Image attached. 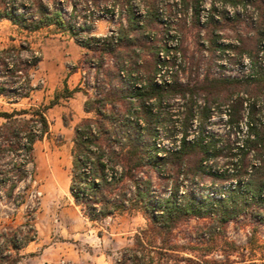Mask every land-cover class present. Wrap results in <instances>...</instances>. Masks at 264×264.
I'll return each instance as SVG.
<instances>
[{"label":"trees","instance_id":"16d2710c","mask_svg":"<svg viewBox=\"0 0 264 264\" xmlns=\"http://www.w3.org/2000/svg\"><path fill=\"white\" fill-rule=\"evenodd\" d=\"M188 1L192 24L197 25L201 0ZM141 2L147 19L142 25H138L133 13L132 0H0V21H8L25 33L52 27L56 32L68 33L81 47L101 43L93 51L110 55L114 52L108 43L110 39L92 36L91 31L96 21L107 13H125L126 27L119 23L118 38L127 49L123 57L130 62L129 75L140 72L134 50L141 48L144 32L157 23L156 0ZM217 2L232 9L249 8L254 16L239 13L230 16L228 11L220 14L215 7ZM210 3L205 16L207 25L220 18L225 22L253 24L257 37L254 51L246 49L241 39L237 40V46L229 43L220 48L229 54L245 53L242 57L247 63L246 72L241 77L206 78L192 90L178 85L175 78L171 84L156 86L152 82L153 73L145 69L147 79L141 89L109 93L103 102L88 99L85 112L93 111L101 119H85L74 128L69 191L75 204L84 207L93 222L125 213H140L146 221L145 228L134 236L133 246L121 251L116 264H264V243L260 239L264 238V0H211ZM81 5L88 15H83L82 27H76L77 18H82L76 14ZM64 8H70L72 13L68 20L63 17ZM80 33L87 35L84 42L78 38ZM155 53L156 47L154 57ZM41 61V53L27 41L0 48V100L10 108L0 110V195L6 199H11L17 188L30 178L28 168L33 165L34 145L49 134L47 110L57 105L60 98L67 99L78 92L75 89L55 95L47 105L17 108L30 100L36 90L33 78ZM196 91L209 96L220 93L227 103L224 136L206 131L213 109L191 102ZM125 92L136 98L137 110L131 115L139 119L118 124L116 128L94 105L123 102ZM173 96L190 99L189 104L182 105L184 118L180 122L169 121L171 132H175L177 124L182 135L173 139L172 148L167 150L157 147L156 128L163 125L159 121L163 100ZM151 99L156 102L155 114L145 107V102ZM168 114L171 118L175 116ZM139 121H143V126ZM193 126L196 136L188 139L187 132ZM82 159L90 162V182L80 171ZM217 160L221 163L216 170L207 165ZM153 175L158 180L155 186ZM204 177L221 185L215 194L195 193ZM158 188L168 189V195H157ZM193 219L204 222L199 238L194 245L177 243L175 230ZM230 223L249 227L245 246L226 237ZM33 233L29 222L0 230V264H21L19 252L33 241ZM220 243L223 261H200L190 255L193 246H204L205 252H210ZM55 264L76 263L61 260Z\"/></svg>","mask_w":264,"mask_h":264},{"label":"rangeland","instance_id":"374dc122","mask_svg":"<svg viewBox=\"0 0 264 264\" xmlns=\"http://www.w3.org/2000/svg\"><path fill=\"white\" fill-rule=\"evenodd\" d=\"M210 1L201 0L200 18L196 25L192 24L191 21V9L188 0H183V2L181 0H156V7L160 6L162 10L161 17L165 16L168 19L170 31H173L177 36L180 75H177L176 82L186 89L197 88L206 78L241 77L243 72H246L244 65L247 63L243 61L242 57H245V53L244 55L239 52L229 54V51L225 52L220 48L229 43L237 46L239 39L243 40L244 47L251 51H254L257 44L256 32L251 22H248L249 24L247 22L236 24L233 20L225 22L220 18L216 23L207 25L205 16L211 7ZM132 5L144 9V18L137 19V21L138 25H140L139 23L145 24L147 20L146 8L141 0H132ZM215 7L220 14L228 11L230 16L234 13L248 17L254 16L251 9H244L241 6L232 9L229 6H221L217 2ZM62 14L68 20L72 13L70 8H64ZM76 14L82 17L77 18L76 27L78 25L82 27L84 24L83 15H88L87 11L81 5L77 8ZM125 18V13L118 11L113 15L107 13L103 19L96 21L91 31V35L95 37L106 35L110 30L116 32L117 43L110 44V48L114 51L112 54L102 55L99 51L95 52L93 51L94 47L100 46L89 44L88 47L79 46L81 54L76 60V48L73 45V48L68 47L66 44L69 40L74 42L68 33L56 32L52 27L34 33H25L8 21H0V48L13 44L17 45L20 41H27L32 48L38 50L42 55V61L33 78V85L36 90L32 93L30 100L24 101L17 108L41 103L47 105L55 95H64L65 91L69 92L66 82L73 73H76L77 76L74 81H69L68 87L83 92L86 95L85 102L88 99L103 102L107 94L115 91L121 93L123 91L124 94L127 86L118 76L117 67L127 60L123 57L127 49L124 44H120L118 38L119 23L122 24V27H126ZM160 25L156 23L154 28L145 31L143 40L140 42L141 48L137 47L134 50L135 52L138 51L137 55L134 53L138 57L132 59L139 62L141 68L139 78L141 80L147 79L145 69L154 74V49L159 44ZM86 37L87 35L84 33H80L78 36L83 42ZM91 63L96 64L94 74L91 75V71L89 73L92 78L90 82L94 83L92 90L85 84L82 86L78 74L79 69L88 70ZM128 64L130 66L129 61ZM95 91L98 97L92 98ZM48 97H52V99L45 101ZM127 97L128 93L125 92L123 102L106 101L104 105L96 103L94 107L99 108L100 115L111 119L112 125H116L117 128L118 124L134 121L138 118L135 114L134 116L131 115L133 105L129 103ZM189 99V96H185L184 100L181 96H173L163 100L159 112V121L163 125H158L157 128L159 134L164 136L163 144L166 147L173 145V139L181 138L182 134L179 132L177 124L175 132H171L172 127L169 126L172 125L169 121L173 119L180 122L184 118L182 105L189 104ZM65 100L60 98L56 107H52L54 110L47 116L49 134L34 145L33 165L28 168L30 173L28 181L17 188L11 199H6L0 195V230L7 226L18 227L25 222L33 225V241L19 252L21 264H55L61 260L76 264H116L121 251L133 246L134 236L145 228L146 221L140 213H125L93 222L88 219L86 209L75 204L69 191L73 172L71 152L74 130L69 134L63 129L73 118L71 109L64 104ZM191 102L201 107L205 104L213 109L209 123L206 125V131L215 136H224L227 131L225 125L227 103L222 99V95L217 93L209 96L205 92L196 91ZM86 107L89 108L90 106ZM9 109V106L0 100V110ZM88 113L90 120L101 119L93 111ZM168 113H174L175 116L171 118ZM51 117L54 120L58 118L57 125L50 120ZM142 123L143 121L141 126H143ZM241 129L244 131L243 126ZM62 130L63 132H61ZM171 135L174 137H170ZM194 136H196V132L193 126L188 130L187 137L191 139ZM220 163V160H217L208 162L207 165L216 170ZM157 181L153 175L152 185L155 186ZM186 185L189 186V184ZM206 187L210 190H205ZM219 187L221 185L218 182H214L209 177H204L202 183H199L195 189V193L197 195L215 194V190ZM158 189L160 191H156L157 195H168V189ZM203 223L193 219L179 225L174 232L177 243L189 242L194 245L202 233ZM248 232L249 227L230 223L225 230V235L229 240L235 241L243 247L246 245ZM260 239L264 243V238L260 237ZM193 247L190 255L194 259L200 261L206 259L209 262L212 260L223 261L224 259L221 243L210 252H205L204 246Z\"/></svg>","mask_w":264,"mask_h":264},{"label":"built area","instance_id":"2783aa9c","mask_svg":"<svg viewBox=\"0 0 264 264\" xmlns=\"http://www.w3.org/2000/svg\"><path fill=\"white\" fill-rule=\"evenodd\" d=\"M133 13L137 19H142L145 16L144 9H141L139 6H133ZM157 8V7H156ZM161 7L159 6L157 8V23L161 24V35L158 37L159 44L156 45V53L154 57V74H153V83L156 86H163L167 84H171L173 79L177 81V75H180V69L178 64H180V58L178 54V39L176 34L173 31H170L169 25H168V19L164 16L161 17ZM141 25V23H139ZM102 39H110L108 43L115 44L117 43V34L114 30H110L106 35H102ZM101 44V43H100ZM100 44H96L97 46H100ZM135 54H138V51L135 52ZM137 65L139 66V62L137 61ZM128 61L125 60L121 63L120 69L118 73V76L120 79L126 84L127 89L132 93L136 91V89H141L144 86V81L139 78L141 75L140 72L138 73H131L128 75V69H129ZM96 69V64L91 63L90 68L88 70H78V74L80 75V80L82 86L85 84L87 85L91 90L94 87V83L90 82L92 80L90 76L94 74V71ZM130 76V77H129ZM130 78L136 79L135 81H131ZM139 79V80H137ZM98 95L96 94V91L93 92L92 98H97ZM135 97L132 96L130 93L128 94L127 100H129V103L132 106L131 110L132 113L137 110L135 105ZM145 107L152 113L155 114L157 112V106L154 99L148 100L145 102ZM139 124L141 125V121H139ZM156 139L155 142L157 144L158 148H165L167 150L171 149V147H166V145L163 144V135L159 134L158 128H156ZM168 140V139H165ZM159 142H162L161 144ZM83 165L81 167V173L83 176L87 178V182H90V162L87 159L81 160ZM85 184H83V187Z\"/></svg>","mask_w":264,"mask_h":264},{"label":"crops","instance_id":"0c3cea01","mask_svg":"<svg viewBox=\"0 0 264 264\" xmlns=\"http://www.w3.org/2000/svg\"><path fill=\"white\" fill-rule=\"evenodd\" d=\"M66 44L68 45V47H71V48L75 47L76 48V52L77 53L75 55V60L78 59L79 55L81 54L79 45L75 44L72 40L67 41ZM72 45H73V47H72ZM76 76H77V74L73 73L69 77L68 82H66L67 89L69 90V92L72 91V89H73L72 87H68L69 86V81L70 80L74 81ZM55 88H58V87H55ZM48 99H52V97H48L47 99H45V101L48 100ZM85 99H86V95H84L83 92L78 91V92L73 93L70 98H67L65 100L64 104L68 105L69 108L71 109V115H72V118H73V119L69 120L68 124L63 127V129L69 134H70V132H73V130H74L76 125H78L82 120L88 119L89 116H90V114L85 112V110H84ZM53 107L55 108L56 105L53 106ZM54 108H51V109L47 110V112H46L47 120H48V117H47L48 114H50V112L53 111ZM50 120L54 121L53 123L55 125L58 124V118H55V120H54L53 117H51ZM61 132H63V130Z\"/></svg>","mask_w":264,"mask_h":264}]
</instances>
